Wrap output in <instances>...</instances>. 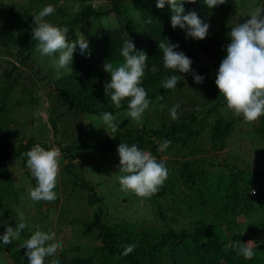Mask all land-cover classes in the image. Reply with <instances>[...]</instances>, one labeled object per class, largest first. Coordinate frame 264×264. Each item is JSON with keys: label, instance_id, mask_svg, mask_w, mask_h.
<instances>
[{"label": "trees", "instance_id": "16d2710c", "mask_svg": "<svg viewBox=\"0 0 264 264\" xmlns=\"http://www.w3.org/2000/svg\"><path fill=\"white\" fill-rule=\"evenodd\" d=\"M4 1L8 0H0V47L2 51L10 52L19 47L20 61L26 65L32 60L34 50L39 43L33 40L32 34L35 27L34 16L41 10H36L35 14H32L33 18L30 17V19L22 21L16 4L8 6V3ZM38 1V3L40 1L45 3L44 0ZM80 1L84 4L81 5L82 8L76 7L77 11L74 12V16H71L70 21L59 22L70 6L63 5L56 8L55 0L53 3H49L54 6L55 12L44 18L57 26H67L69 41L78 40L77 29L83 23L91 20L101 21L100 33L103 38V46L99 45L98 48L103 54L96 56L95 62L85 61L78 55L73 58L71 67L74 71L64 74L63 78L59 80V83L69 92L66 100L61 102V106H71L81 114L93 118L100 117L105 111L111 112L115 116L127 112L128 98L122 101L120 108H116L111 102L110 95L105 94L104 85L110 80V74L105 71L104 67L98 66V63L101 59H103V65L111 62L114 67L124 63L121 49L126 39H123L114 29L105 27L102 19L115 12L130 13L128 16L131 18L127 21L128 25L136 26L138 30L142 25V36L149 40L147 42L132 39L135 48L143 50L148 55L141 86L144 87L151 100L150 106L157 105L155 109L159 108L157 113L161 112L163 127L153 129L144 126L135 133L115 137L110 140V145L103 146L85 137L68 142L65 137L66 133L60 141L57 139L56 145H53L44 139L45 134L36 136L23 127L18 130L11 127L10 131L6 129L4 118L11 114L8 100L15 85L10 82L5 84L0 79V166L10 159L18 158H22L26 163V153L37 143L46 150L58 146L63 153V161H68L67 164L65 163L66 175L71 179L74 178L73 185L83 187L90 194L88 204L91 206H95L102 200L97 197L96 188L92 182L79 173L78 165L84 161L77 164L79 158L87 159L90 152L115 150L117 153V146L121 142H126L129 145L134 143L139 148L149 151L158 160L165 162L168 178L159 191L147 201L150 213L146 216L153 214L154 219L156 218L157 222H160L157 231L154 230L155 225L150 228V224L140 229V226L147 225L146 220L143 223H132V228L127 226L129 229L126 225L118 228V226L105 224L103 221L106 213L99 206L94 210L92 224L99 230L98 237L102 240L101 247H92L88 255H83L82 245H74L72 251L75 256L70 260L65 259L62 264H100L99 261L101 264H264V244L254 241L252 236H246L245 226L247 225L240 223L238 219L239 216L244 215L250 219L251 224L259 226L263 224L264 226V190L257 198L252 196L253 188H250L248 178L244 176V173L248 174V177L251 176L250 169H247L250 167V163L247 161L240 162L242 166H239V157L236 160L237 157L234 155L224 158L222 162L219 161L220 153L226 150L228 141L233 140L243 118L232 116L227 119L213 116L220 107L226 106L225 99L224 101L218 99L220 93L215 81H209L206 85L211 88V93L216 101L206 100L200 104L192 103L190 104V114L183 112L182 102L175 96L176 88L178 90L185 89L184 79L181 78L175 89L163 88V81L166 78L174 74L179 75V73L164 67L162 50L158 47L159 43H166L168 40L172 44H178L179 47L175 50L185 53L189 40H193V38H186L184 30L179 27L173 29L170 9L167 6L163 9L157 8L156 0H114L113 8L106 12H101L92 5L86 4L89 0ZM230 1L225 0L224 4L209 9L203 0H197L195 4L186 3L184 5L185 13L195 11L204 22L211 17H227V14L232 11ZM262 2L264 4V0ZM6 14H9V17L4 20ZM136 16H139V20L136 19ZM68 35H71V38ZM213 39V43L211 39L209 40L211 43L209 47H206V42L199 45L211 59L212 67L216 70L217 75L220 63L226 56V51L218 52L217 45L220 42V35H214ZM230 42L229 38L225 40L224 49H227ZM13 67L14 69L8 72L10 76L14 75V71L18 68L16 64ZM33 91L31 90V93ZM161 96L163 99H159ZM31 103V106L36 108L40 103V98L33 99ZM177 104L180 106L177 109L178 117L173 119L169 110ZM202 109L206 110L205 115L200 113L203 111ZM63 116V113H59V106H54L51 109L49 118L56 136L59 134L58 117L62 118ZM60 124L63 125L62 122ZM259 124L258 128L251 131V135L247 134L250 145L256 139L258 140L256 145L260 141L264 143V116L259 119ZM66 126L71 128L75 124L72 122ZM122 136L126 139L123 140ZM200 136H203V140L199 139ZM165 139L170 140L171 144L168 149L161 151L159 145ZM163 155L173 156L174 159H163ZM114 159H111L113 164L119 161L118 153ZM233 161H236L237 164L232 163ZM115 180V183H118V179ZM225 189L228 194L223 196L222 191ZM5 195H8V191L0 189V209L4 213L15 214L12 207L5 204ZM56 199L58 200V198ZM39 205H43V203H39ZM151 208L154 210L153 213ZM256 215H261V220H257ZM183 216L187 217L188 226L191 225V227L178 226L177 223ZM150 221L154 223L153 219ZM258 221L261 223L259 224ZM30 235L31 232L26 235L27 238ZM26 236L19 239H22L23 242L27 239ZM238 242H249V245L255 250V256L249 260L238 255L233 247ZM133 243L136 245L134 251L127 256L122 255L124 246ZM25 251L21 247L12 251L11 256L14 264H28ZM61 258H66L64 253L61 254ZM50 262L52 263L53 260H47L45 264Z\"/></svg>", "mask_w": 264, "mask_h": 264}, {"label": "rangeland", "instance_id": "374dc122", "mask_svg": "<svg viewBox=\"0 0 264 264\" xmlns=\"http://www.w3.org/2000/svg\"><path fill=\"white\" fill-rule=\"evenodd\" d=\"M44 1L45 3L43 1L42 3L41 1L38 3V0H8L4 2L8 3V6L16 4V9L19 11V14H21V20L25 21L30 19V17L33 16L32 14H35L36 10H42L47 4L54 2V0ZM55 1L56 8H60V6L63 5L66 7L70 6L67 8L68 10L65 16L60 18L59 22L70 21L71 16L75 15L74 12L77 11V8H82L81 5L84 4H82L80 0ZM113 1L114 0H89L86 4L92 5L101 12H106L113 8ZM257 4L260 7H264L262 0H231L230 5H232V11L227 14V17H211L206 20L210 27L205 39L189 40L185 54L193 61L192 69L195 74L203 76L204 79L202 83H196L192 72L181 73L183 76H181V78L185 80L186 86L183 90H178L176 88L175 96L182 102L181 108L185 114H190V104L192 103L194 104L196 102V104H200L206 100L210 102L216 101L211 93V88H208L206 85L209 81L214 82L216 80V70L212 67L211 59L206 55L203 49H201L199 44L206 42V47L211 46L209 40L211 39L213 43L214 35L218 34L220 35V42L219 45H217L218 52L226 51V49H224V42L227 38L231 40L229 35L231 28L238 23H244L250 19L248 16L258 7L256 6ZM129 14L130 13L115 12L102 20H104L103 23L105 27L114 29L123 39L127 40L130 38L136 41L148 42L149 40L145 39V36H142V25H140V30H138L136 26L128 25L127 21L131 18L128 16ZM8 17L9 14H6L4 20H7ZM136 19L139 20V16H136ZM100 23L101 21L91 20L87 23H83V25L77 29L78 39L86 38L91 53V58L89 60L92 62H95L96 56H101L103 54L98 48L99 45L103 46V38L100 33V28L102 27ZM184 32L186 34L185 30ZM68 37L71 38V35H68ZM18 48L10 52L2 51L0 47V79L2 82H5V84L10 82L15 85L8 100V104L11 107V114L4 118V125L7 126L6 129H9L8 131H10L11 127L13 129L17 128V130L23 127L36 136L45 134L44 139L48 140V142L53 145H56L57 139L60 141L62 136L64 137L67 133L65 137H67L68 142H72L80 137H85L103 146L110 145V140L115 137L128 133H135L144 126L153 129H160L163 127L161 112L160 114L157 113L159 108L155 109L156 105L150 106L149 109L146 110L142 122L133 121L127 116V112L125 114L116 115L117 122L120 124L119 131L115 134L111 133L110 129L101 128L105 126L100 120V117H96V119L92 116L81 114L71 106H61V102L66 100L69 92L59 83V80L63 78L64 74H62L59 79L57 78V69L53 64L52 57L42 56L36 48L32 60H30L28 64L23 65L20 61L21 57ZM75 52H78V49L74 50V53ZM74 57H76L75 54ZM103 63V59H101L98 66L103 68ZM15 64L18 68L14 71L15 74L10 76L8 72L14 69L13 65ZM206 70H208V72H206ZM73 71L74 69L72 68L71 72ZM5 72L6 74H4ZM31 90H34L33 93H31ZM32 98L34 100L35 98H40V103L37 104L36 108L31 106ZM218 99L224 101V97L220 94L218 95ZM54 106H59V113L64 114V119L63 117H58V136L54 134L55 129L49 118L51 109ZM200 113L205 115L206 110L204 109ZM213 116L227 119H230L232 116L237 118L232 111L227 109V106L220 107ZM61 122L63 125L60 124ZM72 122H74L75 126L67 128L66 125L72 124ZM258 126H260L259 120L256 122H246L244 119L240 121L237 127V133L233 136V140L228 141L226 150L220 153L219 158V161L222 162L224 158L234 155L237 157L236 160H238L239 157V166H242L240 162L243 161L250 163V167L247 169H250L251 176L248 177L246 173H244V176L248 178V185L251 186L250 188H253L251 194L256 198L264 190V143L260 141V143L256 145L255 143L258 141L256 139L254 143L251 142L253 144L250 145L247 134L251 135V131L258 128ZM111 136H114V138ZM121 138L123 140L126 139V137L123 136ZM199 139L203 140V136H200ZM53 147L61 152V157L56 188V198H58V200L56 199V202L52 205H39L38 202H34L30 199L29 190L35 187L36 180L22 158L15 160L10 159L7 163L0 166V189L8 191V195L4 196L5 204L10 205L16 212L11 215L9 212L4 213L3 210L0 209V234L5 232L8 225L15 227L22 213L32 226L33 231L39 229L42 231V234L52 233L56 237V243L63 245V251L53 258V260H57L59 264H62L65 259L70 260L75 256V253L72 251L74 245H82L83 255H88L92 247H101L102 240L98 237L99 230L94 228L92 224L94 210L99 206L105 210L106 215L103 221L105 224L118 226V228L126 225V227L132 228V223H143L146 220L147 225L140 226L139 228H145L150 224L149 227L151 228L155 225L154 230L157 231V226H159L160 222H157L156 218L154 219V216H152L153 214L146 216L150 213L149 202H147L148 198L138 197L132 192L121 191L119 182L115 183L117 175H121L119 173V165L117 166L119 161H116L114 164L111 162V159L116 158L117 153L115 150H96L95 152H90L91 154L87 159L79 158L77 160V164L84 161V163L78 165L79 173L82 174L84 178L88 179V181L92 182L96 188L95 192L97 197H100L102 200V202H97L95 206H91L88 204L90 194L86 192L83 187H76L73 185L72 182L74 178L71 179L70 176H67L65 173V163L67 164L68 161H63V153L58 146ZM162 158L174 159L173 156L168 155H163ZM178 158L181 159L179 156ZM234 162L236 163V161L232 163ZM222 194L223 196L225 194L227 195V190H223ZM43 211L45 212L43 213ZM46 212H48V216ZM151 212H154L153 208H151ZM257 217V220H261L262 218L261 215ZM149 219H153L154 223H151ZM238 219L240 223H245L247 225L245 226L246 236H252L254 241L264 244L263 224L262 226L251 224L249 222L250 219L244 215L239 216ZM260 223L261 222H259V224ZM177 224L180 227L188 226L187 217H180ZM128 227L127 229H129ZM188 227H191V225ZM28 233H30L28 229L23 230L19 238L26 236ZM21 243L22 239H17L0 247V264H14L11 254L12 251L20 247ZM63 253L66 256L64 259L61 258V254ZM98 263L101 264V261ZM49 264H53V262Z\"/></svg>", "mask_w": 264, "mask_h": 264}, {"label": "clouds", "instance_id": "9594fccd", "mask_svg": "<svg viewBox=\"0 0 264 264\" xmlns=\"http://www.w3.org/2000/svg\"><path fill=\"white\" fill-rule=\"evenodd\" d=\"M196 2L197 0H156V7L163 9L167 6L170 9L173 29L179 27L185 30L186 38L203 40L208 35L210 25L195 11L185 13L184 8L186 3ZM203 2L212 9L224 4L225 0H203ZM54 12V6L49 4L34 16L36 26L32 36L33 40L39 42L37 45L39 53L53 58L59 79L62 74L71 73L74 54L87 61L91 58V53L86 38L69 41L67 26L60 27L44 19ZM262 13L264 7L258 6L249 14L250 19L231 28L229 33L231 42L227 46L226 56L220 63L215 80L220 95L226 101L227 109L246 122H256L264 116V15ZM158 47L162 50L164 67L180 74L166 78L163 81L164 89H175L181 80V73L192 72L196 83L203 82L204 77L195 74L192 69L191 58L183 51L175 50L179 47L178 44H172L167 40L166 43L160 42ZM77 49L78 52L74 53ZM121 55L124 58V63L121 65L114 67L111 62L104 65L105 71L110 74V80L104 85L105 94L110 95L111 102L116 108H120L122 101L128 98L127 116L133 121L142 122L151 104L146 90L141 86L148 55L143 50H137L130 38L125 41ZM179 107L177 104L169 110L173 119L178 117ZM100 120L105 126L101 128L110 129L113 134L119 131L120 123L113 113L103 112ZM170 144L171 141L165 139L159 145V150L168 149ZM117 153L121 173L117 179L121 191L150 198L167 180L168 169L165 162L158 160L149 151L139 148L134 143L129 145L121 142L117 146ZM26 157L27 166L36 180L35 187L29 190L30 199L44 205L54 204L61 152L56 148L46 150L37 143L26 153ZM25 229L32 233L20 244V247L26 250L28 264H45L47 260H53L63 251V245L56 243L54 234H42L39 229L33 231L22 213L15 227L8 225L5 232L0 234V247L19 239ZM249 242H238L233 247L238 255L250 260L256 253ZM135 247L134 243L124 246L122 255L127 256ZM53 264L59 262L53 260Z\"/></svg>", "mask_w": 264, "mask_h": 264}]
</instances>
